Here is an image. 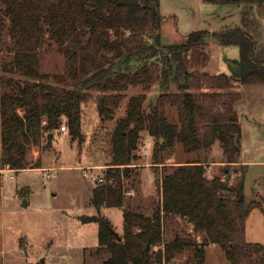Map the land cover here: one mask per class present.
I'll list each match as a JSON object with an SVG mask.
<instances>
[{
    "label": "trees",
    "instance_id": "1",
    "mask_svg": "<svg viewBox=\"0 0 264 264\" xmlns=\"http://www.w3.org/2000/svg\"><path fill=\"white\" fill-rule=\"evenodd\" d=\"M216 4L243 5L244 26H252V5L264 0H204ZM9 18L13 39L11 59L2 69L11 75L1 82L9 88L0 95V165L14 171L39 163L28 159L31 145L49 143L63 123L72 135H80L81 103L90 90L98 97L102 118L111 117L130 85L143 90L158 85L156 102L144 104L146 94L131 95L111 134L109 164L104 173L111 181L94 183L91 202L123 210V231L98 215L84 221L98 222V248L109 256L101 264H163L177 252L192 246L189 264H205V245L219 244L229 264H264V244L245 237V220L252 204L247 203L244 179L230 182L226 174H206L200 159L172 165L163 170L161 200L151 215L131 209L125 202L134 150L142 130L156 138L154 163L159 152L176 142L186 152L207 151L218 139L225 161L237 162L241 152V127L231 118L239 92L223 72L197 73L205 66V50L212 38L239 47V78L242 83L264 81V59L256 53V41L243 25L219 31L196 29L184 41L164 44L163 15L159 0H0ZM252 24V25H251ZM52 39L65 57V73L49 74L39 69V51ZM218 88L203 91L201 88ZM175 106L178 122L168 120L165 108ZM162 139V141H161ZM122 166V167H121ZM185 218L203 240L193 243L175 236L164 241L161 216ZM149 244V248L146 245Z\"/></svg>",
    "mask_w": 264,
    "mask_h": 264
},
{
    "label": "rangeland",
    "instance_id": "2",
    "mask_svg": "<svg viewBox=\"0 0 264 264\" xmlns=\"http://www.w3.org/2000/svg\"><path fill=\"white\" fill-rule=\"evenodd\" d=\"M257 7L259 27L264 30V3ZM240 10L238 4L159 0V11L163 15L162 42H182L183 35L196 29L219 31L223 27L241 26L244 21ZM209 41L215 40L211 38ZM209 45L205 48L209 54L207 70L198 66L195 69L197 73L225 72L231 70V66L238 68L239 48L236 44L215 41L210 45V51ZM11 49L13 39L9 32V18L0 2V95L9 88L1 82L2 77L8 79L13 75L15 79L21 78L17 72L12 74L2 69L12 57ZM39 69L49 74L65 73V57L50 38H46L40 48ZM235 69L233 73L238 71ZM229 76L234 86L235 75ZM201 89L211 91L218 88L203 86ZM219 90L236 92L231 87ZM141 91L146 94L145 105L155 104L160 92L158 85L154 84L147 90L140 85H130L111 117L105 118L98 111V97L104 93L88 91V96L81 103L80 135H72L63 120L65 129H56L49 143L45 139L39 145L30 146L28 159L34 162L32 165L39 163L40 166H35L38 168L28 166L7 171L6 166L0 165V264H101L109 256L107 249L98 248V222L84 221L83 218L100 214L118 233H122L123 210L118 206H103L98 212L91 202L94 183L83 176L81 167L104 172L111 166L112 131L125 113L128 98ZM232 107L231 114L236 111L241 127V159L231 163L225 161L220 141L216 139L207 151L186 152L182 144L176 142L162 149L158 155L161 162L154 163L156 138L142 130L134 150L137 157L129 164L132 170L125 184L126 205L151 215L161 200L160 181L164 168L169 170L172 165L200 159L210 164L207 167L205 163L208 176L225 173L233 183L244 179L245 200L252 204L245 220V237L264 244V81L242 83L240 98ZM165 112L169 121L178 122L175 106L167 105ZM161 220L164 241L175 236L193 243L203 240V234L194 232L185 218L162 215ZM205 251V264H229L219 244L209 242ZM191 257L190 245L173 258L164 259L163 264H189Z\"/></svg>",
    "mask_w": 264,
    "mask_h": 264
},
{
    "label": "crops",
    "instance_id": "3",
    "mask_svg": "<svg viewBox=\"0 0 264 264\" xmlns=\"http://www.w3.org/2000/svg\"><path fill=\"white\" fill-rule=\"evenodd\" d=\"M240 7H241V10H240V12L242 13V10H243V5H239ZM258 7H257V5L256 4H254V5H252V10H251V14H250V19H252L253 21H254V23H253V25L252 26H250V27H248V26H244L243 24H241V26L243 25L248 31H250V33L253 35V37H254V39H255V41H256V53H259L261 56H262V58L264 59V30L262 29V28H260L259 26H261V25H259V24H261L260 22H259V19H258V9H257ZM230 27H232V26H230ZM230 27H226V28H230ZM224 28V27H223ZM223 28H221L220 30H222ZM226 28H224V29H226ZM210 31H214V30H210ZM184 36V35H183ZM213 42H215V41H210L209 43H210V45L213 43ZM210 45H209V51H210ZM239 48V47H238ZM239 56L240 55H238V68H236L238 71L236 72V73H233V70L235 69V67L234 66H231V70H227V71H225V72H223V73H226L227 75H232V74H234L235 76L233 77V85L234 86H232L231 88L232 89H234V90H236V92H241V90H242V82L241 81H239L238 80V78H239V71H240V68H239ZM209 60V59H208ZM207 64V63H206ZM206 64H205V66H204V70H207L206 69ZM235 69V70H236ZM236 106L238 105V102L235 104ZM239 159H241V158H239ZM241 162H242V160H241ZM181 163H183V162H181ZM205 163H207L208 164V166L207 167H210V164H209V162H205ZM179 164V163H178ZM40 166V165H39ZM76 166V165H75ZM82 166V165H81ZM35 168H38V167H35ZM23 169H26V168H23ZM45 169V168H44ZM147 194V193H146ZM160 199H161V192H160V197H159ZM103 207V206H102ZM101 209V208H100Z\"/></svg>",
    "mask_w": 264,
    "mask_h": 264
},
{
    "label": "built area",
    "instance_id": "4",
    "mask_svg": "<svg viewBox=\"0 0 264 264\" xmlns=\"http://www.w3.org/2000/svg\"><path fill=\"white\" fill-rule=\"evenodd\" d=\"M61 129H65V126L62 125ZM146 151V150H145ZM81 169L83 170V176L89 180H91L93 183H104L106 181H111V179H108L105 175L104 172H93L92 168L82 166ZM5 170H13L9 166H6ZM13 177V175H10ZM46 176H49V174H46ZM166 264H171V263H166Z\"/></svg>",
    "mask_w": 264,
    "mask_h": 264
},
{
    "label": "water",
    "instance_id": "5",
    "mask_svg": "<svg viewBox=\"0 0 264 264\" xmlns=\"http://www.w3.org/2000/svg\"><path fill=\"white\" fill-rule=\"evenodd\" d=\"M239 68H240V66H239ZM231 118L234 119L235 121L238 120V117H237V115H236V111H233V113L231 114ZM161 141H162V139H161ZM146 248H147V249L149 248V244L146 245ZM257 263L259 264L258 261H257Z\"/></svg>",
    "mask_w": 264,
    "mask_h": 264
}]
</instances>
